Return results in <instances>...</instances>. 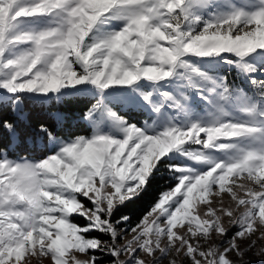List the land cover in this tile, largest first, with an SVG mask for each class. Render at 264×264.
<instances>
[{"label": "snow or ice", "instance_id": "obj_1", "mask_svg": "<svg viewBox=\"0 0 264 264\" xmlns=\"http://www.w3.org/2000/svg\"><path fill=\"white\" fill-rule=\"evenodd\" d=\"M0 264H264V0H0Z\"/></svg>", "mask_w": 264, "mask_h": 264}, {"label": "trees", "instance_id": "obj_2", "mask_svg": "<svg viewBox=\"0 0 264 264\" xmlns=\"http://www.w3.org/2000/svg\"><path fill=\"white\" fill-rule=\"evenodd\" d=\"M35 115L37 117L42 116L43 112L40 109H37L35 112ZM158 186L156 184H153L152 188L150 189L149 193L144 197V199L137 201L135 204L130 205V212L129 214L133 216V220L136 219V216L139 215L147 202L156 195Z\"/></svg>", "mask_w": 264, "mask_h": 264}]
</instances>
